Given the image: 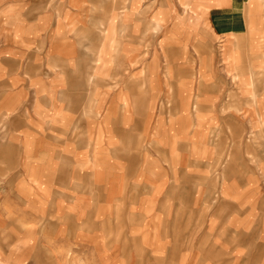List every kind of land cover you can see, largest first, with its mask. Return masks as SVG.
I'll return each instance as SVG.
<instances>
[{
    "label": "crops",
    "instance_id": "0c3cea01",
    "mask_svg": "<svg viewBox=\"0 0 264 264\" xmlns=\"http://www.w3.org/2000/svg\"><path fill=\"white\" fill-rule=\"evenodd\" d=\"M197 1L0 0V264H264V0Z\"/></svg>",
    "mask_w": 264,
    "mask_h": 264
},
{
    "label": "rangeland",
    "instance_id": "374dc122",
    "mask_svg": "<svg viewBox=\"0 0 264 264\" xmlns=\"http://www.w3.org/2000/svg\"><path fill=\"white\" fill-rule=\"evenodd\" d=\"M191 3L193 4L196 2H200L197 0H190ZM189 7L188 3L185 5V9H187ZM188 10V9H187ZM195 10H198V7L192 9L191 7V12L192 14L195 13ZM200 10L205 11V8H200ZM155 32H157V30L152 29H148V31L144 32V34L141 37H145V38H149L152 36H157V34L155 35ZM159 32V31H158ZM157 32V33H158ZM159 34V33H158ZM146 49L149 47L148 45H145ZM197 54V53H196ZM234 95H240L241 92H239V89L236 87L233 89ZM64 167V165H61ZM41 219H34V227L35 226H39L40 229V224H42L43 222L40 221ZM49 222L53 223V222H63V224L68 225V223L73 224L71 220H61V221H57V219H53L51 216L49 218ZM45 223V222H44ZM43 223V224H44ZM188 233L187 236V241L188 245H186V250L189 253V256L193 257L195 256V260L192 261L194 264H201L203 261H206V241H205V237H203L201 234H199L197 231H195L194 229L192 230V228H187L186 229ZM199 230V229H198ZM195 232V233H194ZM66 233H68V231H66ZM44 234H40L38 236H36V241L35 242V248H32V253L34 255V253L38 254L39 252H42V255L38 258H36V254H35V258L34 260L31 259H27V260H21L19 263L20 264H100L99 261H97L93 256H86V255H82V249L83 251H85V249L82 247V245H80L79 243H77L76 241L72 240L71 238H68V236H66L65 238H68L67 240H62V241H55L51 238H47V237H43ZM115 244H117V247H115L117 250L120 248V250H124L123 247H126L124 244V241H118L115 242ZM79 245V246H78ZM40 247V248H39ZM128 247H133V245L129 244ZM100 249V248H98ZM101 250V249H100ZM100 253V251H97ZM98 253V254H99ZM97 257L98 259H102L103 255L101 256L100 254ZM138 255V254H137ZM156 256V261L157 264H164V262L162 263L159 262V255L157 254H153ZM144 255H141V257H143ZM13 257V256H12ZM133 257V256H132ZM139 257V255H138ZM129 258H124V256H120L118 262H116V264H123L125 263V260L128 261ZM138 262H136L135 264H139V258L136 259ZM140 260H143L142 258ZM144 261V260H143ZM195 261H197V263H195ZM170 263V259L168 264ZM170 264H174L173 262Z\"/></svg>",
    "mask_w": 264,
    "mask_h": 264
},
{
    "label": "bare ground",
    "instance_id": "6f19581e",
    "mask_svg": "<svg viewBox=\"0 0 264 264\" xmlns=\"http://www.w3.org/2000/svg\"><path fill=\"white\" fill-rule=\"evenodd\" d=\"M157 250L159 251V250H161V249H157ZM161 252L163 253L164 251L162 250ZM162 253H161L160 255H163ZM165 255H166V254H165ZM168 257H169V256H168ZM159 261H160V262L162 261V263H163L164 260H163L162 258H160ZM142 262H143V261H142ZM169 264H170V263H169Z\"/></svg>",
    "mask_w": 264,
    "mask_h": 264
}]
</instances>
